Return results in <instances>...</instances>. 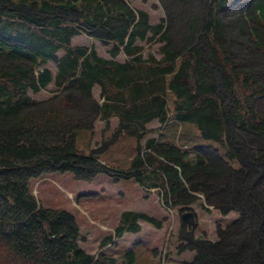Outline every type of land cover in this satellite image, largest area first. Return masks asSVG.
Returning <instances> with one entry per match:
<instances>
[{
  "label": "trees",
  "instance_id": "16d2710c",
  "mask_svg": "<svg viewBox=\"0 0 264 264\" xmlns=\"http://www.w3.org/2000/svg\"><path fill=\"white\" fill-rule=\"evenodd\" d=\"M163 9L151 23L130 0H0V264H135L133 248L120 257L106 248L140 221L160 223L124 210L89 253L74 215L31 191L51 172L133 177L180 211L202 198L237 212L214 241L181 221L182 247L195 253L167 264H264V0H165ZM80 34L109 56L72 43ZM112 118L117 135L137 141L125 171L75 145L77 131ZM190 130L209 143H182Z\"/></svg>",
  "mask_w": 264,
  "mask_h": 264
},
{
  "label": "rangeland",
  "instance_id": "374dc122",
  "mask_svg": "<svg viewBox=\"0 0 264 264\" xmlns=\"http://www.w3.org/2000/svg\"><path fill=\"white\" fill-rule=\"evenodd\" d=\"M165 0H130L135 8L148 12L150 22L157 23L164 17L163 2ZM74 44L93 46L98 55L108 57L107 47L84 34L72 39ZM153 48V47H152ZM154 49V48H153ZM118 59H123L120 54ZM52 69L53 65H49ZM48 91H42L37 97H45ZM93 95L98 96V87L93 88ZM117 120L112 118L106 125L96 121L93 132L79 130L75 135L77 149L84 153H95L101 160L117 170L125 171L136 153L137 141L134 137L117 133ZM157 121L147 124L148 128L158 127ZM151 131L148 136L154 135ZM193 130L181 133L182 143L196 145L208 141L199 139ZM144 140H141L143 146ZM32 193L42 206L64 209L72 213L79 227L83 240L80 246L89 253L99 250V241L105 235L112 233L117 225L120 213L124 210L145 212L159 220L155 225L148 221H140L138 233H124L111 244L106 251L116 257L131 247L135 252V264H167L173 261H191L194 250L183 248L185 240L180 238L181 213H195V223L192 232L195 237L217 239V228L226 227L237 217L236 211L222 213L212 207H207L202 198L195 199L189 208L180 211L181 206L169 209L163 206L156 189L145 190L133 177H116L112 174L100 173L91 181L76 180L70 172H51L32 180ZM207 208H205V207Z\"/></svg>",
  "mask_w": 264,
  "mask_h": 264
},
{
  "label": "water",
  "instance_id": "95a60500",
  "mask_svg": "<svg viewBox=\"0 0 264 264\" xmlns=\"http://www.w3.org/2000/svg\"><path fill=\"white\" fill-rule=\"evenodd\" d=\"M181 219L182 221L190 226V227H194L195 226V219H194V215L191 211H184L181 213Z\"/></svg>",
  "mask_w": 264,
  "mask_h": 264
}]
</instances>
